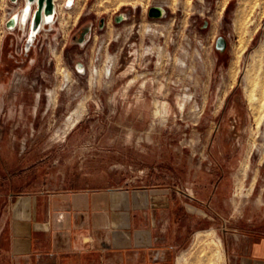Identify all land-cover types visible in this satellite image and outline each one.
Wrapping results in <instances>:
<instances>
[{
  "label": "rangeland",
  "instance_id": "1",
  "mask_svg": "<svg viewBox=\"0 0 264 264\" xmlns=\"http://www.w3.org/2000/svg\"><path fill=\"white\" fill-rule=\"evenodd\" d=\"M67 2L28 46L37 3L12 28L26 0H0V219L50 175L193 195L191 171L208 216L177 264H224L223 235L264 232V0Z\"/></svg>",
  "mask_w": 264,
  "mask_h": 264
},
{
  "label": "crops",
  "instance_id": "2",
  "mask_svg": "<svg viewBox=\"0 0 264 264\" xmlns=\"http://www.w3.org/2000/svg\"><path fill=\"white\" fill-rule=\"evenodd\" d=\"M50 178L11 195L0 219V264H177L208 216L205 200L196 206L201 183L191 171L184 181L193 195L168 182L132 185L126 178L116 186L90 177L76 185ZM223 236L224 264H264V232L235 228Z\"/></svg>",
  "mask_w": 264,
  "mask_h": 264
},
{
  "label": "bare ground",
  "instance_id": "3",
  "mask_svg": "<svg viewBox=\"0 0 264 264\" xmlns=\"http://www.w3.org/2000/svg\"><path fill=\"white\" fill-rule=\"evenodd\" d=\"M72 1L73 0H68L69 3H72ZM35 3H37V12L33 23V28L31 31V36L28 46L33 42L35 32L37 31V28L39 27L41 20H42L41 24L44 25L45 27L46 24H50L54 21L57 12L56 0H50V1L44 0L43 2H41L40 0H26L25 6H23L21 11L19 13H16V15L13 17L10 23V25L13 26L12 28L16 27L17 25L23 27L25 24L29 22L30 16L32 14V5ZM54 5H55V11H54ZM160 7L162 6H158V8L156 7L157 11L154 12L156 16L162 13V10L165 11L164 7L163 8ZM85 39H86V35H85ZM79 68H82V66H79Z\"/></svg>",
  "mask_w": 264,
  "mask_h": 264
},
{
  "label": "built area",
  "instance_id": "4",
  "mask_svg": "<svg viewBox=\"0 0 264 264\" xmlns=\"http://www.w3.org/2000/svg\"><path fill=\"white\" fill-rule=\"evenodd\" d=\"M66 4H67L68 6H72V4L69 3V2H67ZM153 7H158V6H153ZM151 8H152V7H151ZM160 8H162V7H160ZM164 14H165V13H164ZM164 14H163V15H164ZM149 15H150V10H149ZM163 15H162V16H163ZM150 17L159 18V17H161V16H152V15H150ZM39 32H40V31H39ZM39 32H38V33H39ZM38 33H37V34H38ZM36 38H37V37H36ZM35 40H36V39H35ZM79 66H82V68H79V69H80V72H82L83 65H82V64H79L78 67H79Z\"/></svg>",
  "mask_w": 264,
  "mask_h": 264
},
{
  "label": "water",
  "instance_id": "5",
  "mask_svg": "<svg viewBox=\"0 0 264 264\" xmlns=\"http://www.w3.org/2000/svg\"><path fill=\"white\" fill-rule=\"evenodd\" d=\"M41 2H43L44 0H40ZM48 1H50V0H48ZM158 8V7H157ZM157 8L156 7H152L151 9H150V15H152V16H156L155 14H154V12L155 11H157ZM164 14V11L162 10V13H160L159 15H157V16H162Z\"/></svg>",
  "mask_w": 264,
  "mask_h": 264
},
{
  "label": "flooded vegetation",
  "instance_id": "6",
  "mask_svg": "<svg viewBox=\"0 0 264 264\" xmlns=\"http://www.w3.org/2000/svg\"><path fill=\"white\" fill-rule=\"evenodd\" d=\"M88 35H89V34H87V37H88ZM87 37H86V38H87Z\"/></svg>",
  "mask_w": 264,
  "mask_h": 264
}]
</instances>
